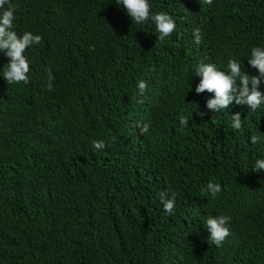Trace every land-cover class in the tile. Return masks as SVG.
Instances as JSON below:
<instances>
[{
	"label": "trees",
	"instance_id": "16d2710c",
	"mask_svg": "<svg viewBox=\"0 0 264 264\" xmlns=\"http://www.w3.org/2000/svg\"><path fill=\"white\" fill-rule=\"evenodd\" d=\"M12 3L14 30L43 40L25 52L26 85L4 80L0 52V264H264V170L253 169L264 159V106L212 112L214 94L195 92L201 62L227 70L235 59L258 75L247 59L264 47V0H149L176 21L164 41L117 0ZM152 68L158 86L140 95L144 107L120 101V69ZM237 112L242 130L231 127ZM209 182L222 186L215 197ZM161 192L175 195L174 214ZM220 215L231 235L216 247L205 221Z\"/></svg>",
	"mask_w": 264,
	"mask_h": 264
},
{
	"label": "clouds",
	"instance_id": "9594fccd",
	"mask_svg": "<svg viewBox=\"0 0 264 264\" xmlns=\"http://www.w3.org/2000/svg\"><path fill=\"white\" fill-rule=\"evenodd\" d=\"M125 9L127 15L137 25L152 21L156 26V31L159 33L157 39L164 41L177 28L176 21L167 12H152V6L149 0H117ZM208 5L213 3V0H204ZM18 6L12 3V0H0V52L5 53L9 58L6 67L3 68V78L8 84H29L30 78L28 73L31 71L30 61L25 52L34 45H40L43 37L39 34H34L30 31H24L22 34L14 30V22L16 20ZM194 42L200 44L202 42V32L199 28L193 31ZM103 41V40H102ZM248 64L257 70L258 75H249L243 71V67L238 60L229 59L227 61V70H222L214 63H203L197 65L196 76L200 77L199 83L195 86V92L201 94L204 92L213 93L214 97L206 101V108L212 112H221L229 109L235 102L236 105H247L251 111H256L261 106H264V91H261V86L264 85V47L254 46L251 49V55L247 59ZM121 78L116 85L115 94L119 100L130 104L134 109H142L143 101L141 96L147 90L148 85L158 86V78L160 73L152 68L145 76L143 69L139 76L138 72H123L120 69ZM144 77L143 80L140 78ZM55 77L51 69L48 70L47 89L53 91V81ZM135 86L138 87L139 92ZM140 93V94H139ZM141 95V96H140ZM199 116L203 118L206 112L200 111ZM188 117L181 116L180 124L184 127L188 126ZM141 133H147L150 128V123L138 125ZM231 127L235 130L243 129V120L239 112L231 114ZM252 144L261 142L258 135L253 134L250 137ZM93 146L97 150L104 149L105 142L103 140L93 141ZM253 169L256 171L264 170V159H257ZM206 191L213 197L222 191V186L219 183L209 182ZM160 201L163 209L168 214H174L176 206L175 195L168 198L166 192L160 193ZM230 217L220 215L217 217H208L205 221L206 230L209 233V242L216 247H222L224 241L231 235L230 229L226 226Z\"/></svg>",
	"mask_w": 264,
	"mask_h": 264
}]
</instances>
